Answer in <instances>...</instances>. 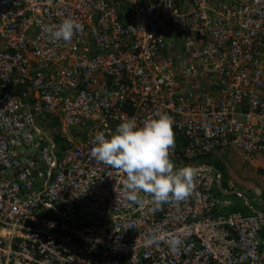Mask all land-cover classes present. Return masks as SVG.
Wrapping results in <instances>:
<instances>
[{
    "label": "built area",
    "instance_id": "built-area-1",
    "mask_svg": "<svg viewBox=\"0 0 264 264\" xmlns=\"http://www.w3.org/2000/svg\"><path fill=\"white\" fill-rule=\"evenodd\" d=\"M65 18L82 29L50 39ZM159 114L194 178L157 210L90 149ZM224 150L264 162V0H0V264H264L262 193L191 163Z\"/></svg>",
    "mask_w": 264,
    "mask_h": 264
},
{
    "label": "clouds",
    "instance_id": "clouds-1",
    "mask_svg": "<svg viewBox=\"0 0 264 264\" xmlns=\"http://www.w3.org/2000/svg\"><path fill=\"white\" fill-rule=\"evenodd\" d=\"M81 29L76 20L65 18L59 25L47 28L46 33L52 40L69 42ZM173 145L172 120L166 114H159L146 119L142 125L134 119L124 121L111 135L98 132L93 137L90 155L98 163L125 174L128 201L141 208L150 202L158 210L165 203L186 199L193 186V169L177 167L170 159L169 150ZM225 181L229 188L227 177ZM162 239L157 232L147 237L149 244L156 245ZM182 243L178 237L168 241L173 251Z\"/></svg>",
    "mask_w": 264,
    "mask_h": 264
},
{
    "label": "rangeland",
    "instance_id": "rangeland-1",
    "mask_svg": "<svg viewBox=\"0 0 264 264\" xmlns=\"http://www.w3.org/2000/svg\"><path fill=\"white\" fill-rule=\"evenodd\" d=\"M215 157H209L206 159V157H198L191 159V163L193 165H200V164H212ZM235 160V159H234ZM226 162L222 161L220 162L221 165L226 167H223L224 174H226L228 185L232 187L231 190L236 192H240L244 195V197L252 204L255 205L257 208L259 206L256 204V202H253V198L255 196L253 195L256 192H263L262 183L264 182V162L259 161L257 163V169L254 167H249L248 165H244L240 160L236 158L235 161L230 162L229 160H225ZM220 171V170H219ZM234 181V184H233ZM222 185V183H221ZM222 188L229 189L227 184L225 186V180L223 181ZM264 192L260 195V198H263ZM232 200L233 201H242L244 200L236 198L234 196V193H232Z\"/></svg>",
    "mask_w": 264,
    "mask_h": 264
},
{
    "label": "trees",
    "instance_id": "trees-1",
    "mask_svg": "<svg viewBox=\"0 0 264 264\" xmlns=\"http://www.w3.org/2000/svg\"><path fill=\"white\" fill-rule=\"evenodd\" d=\"M217 153H214L213 155H212V157H215L214 158V161L212 162V165L214 166V167H216L218 170H220L221 171V173H222V185H223V181L225 180V177H226V174H224V172L225 171H223V165H221L220 164V162H222V161H224V162H226L225 160H226V156H225V154H226V152H225V150L224 151H216ZM225 186H226V181H225ZM262 188H263V190H264V182L262 183ZM261 193H263V192H261ZM234 196L237 198V196L234 194ZM263 197H264V195H263ZM232 202H234L233 200H232ZM237 203V200H236V202H234V203H232V206L234 205V207H231L230 208V210L232 211V210H240L241 212H243L244 214H250L251 213V211L250 210H248V209H246L245 207H242V206H239L238 207V204H236Z\"/></svg>",
    "mask_w": 264,
    "mask_h": 264
},
{
    "label": "crops",
    "instance_id": "crops-1",
    "mask_svg": "<svg viewBox=\"0 0 264 264\" xmlns=\"http://www.w3.org/2000/svg\"><path fill=\"white\" fill-rule=\"evenodd\" d=\"M235 160H236V159H235ZM235 160H234V159H231L230 162L235 161ZM234 202H236V201H234ZM234 202H233V203H234ZM236 204H237V203H236ZM231 207H234V205H233V206H230V208H231Z\"/></svg>",
    "mask_w": 264,
    "mask_h": 264
}]
</instances>
